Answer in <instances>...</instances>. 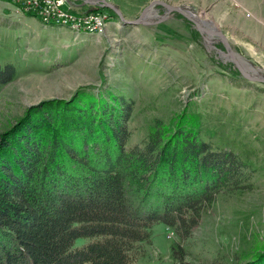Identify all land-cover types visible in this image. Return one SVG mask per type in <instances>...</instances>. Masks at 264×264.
Returning <instances> with one entry per match:
<instances>
[{"label":"rangeland","instance_id":"obj_1","mask_svg":"<svg viewBox=\"0 0 264 264\" xmlns=\"http://www.w3.org/2000/svg\"><path fill=\"white\" fill-rule=\"evenodd\" d=\"M105 1L126 21L100 0H0V66L15 69L0 85V133L27 107L80 92L131 101L126 148L142 146L156 125L172 129L181 113L194 115L204 140L239 158L242 187L219 188L184 239L156 224L136 264H175L173 243L188 264H244L264 251V0H159L165 4L149 8L145 22L143 10L156 0ZM51 5L98 13L102 30L40 16ZM188 13L226 37L247 77L219 36Z\"/></svg>","mask_w":264,"mask_h":264},{"label":"trees","instance_id":"obj_2","mask_svg":"<svg viewBox=\"0 0 264 264\" xmlns=\"http://www.w3.org/2000/svg\"><path fill=\"white\" fill-rule=\"evenodd\" d=\"M14 76L0 66L1 86ZM108 97L44 100L0 133V264H136L156 224L184 239L219 188L242 187L239 158L204 140L194 115L126 148L132 103ZM246 259L264 264V251Z\"/></svg>","mask_w":264,"mask_h":264},{"label":"built area","instance_id":"obj_3","mask_svg":"<svg viewBox=\"0 0 264 264\" xmlns=\"http://www.w3.org/2000/svg\"><path fill=\"white\" fill-rule=\"evenodd\" d=\"M35 1L37 3V0ZM48 2H52V0H48ZM48 5H50V3ZM40 16L51 20L72 21L73 27H78L86 31L87 29L99 30L100 16L102 15L91 12L77 16L75 14L69 13L68 11L61 10L58 7L51 5L48 9L42 10Z\"/></svg>","mask_w":264,"mask_h":264},{"label":"water","instance_id":"obj_4","mask_svg":"<svg viewBox=\"0 0 264 264\" xmlns=\"http://www.w3.org/2000/svg\"><path fill=\"white\" fill-rule=\"evenodd\" d=\"M106 7H108L109 9H111V10H113L119 17H120V19H123V21H126L123 17H122V14H121V12L116 8V7H114L113 5H111V4H109L108 2H106L105 0H100ZM158 3H160V4H165L164 2H162V1H159V0H156V1H153V2H151L144 10H143V12L144 11H146V10H148L149 8H151L153 5H155V4H158ZM137 21V20H136ZM136 21H128V22H131V23H135ZM199 25V24H198ZM199 27H200V25H199ZM200 29L201 30H203L201 27H200ZM204 31H206L207 33H214V34H216V35H218L219 36V38L221 39V41L224 43V46H225V48H226V50L228 51V54H230V56H231V58H232V61H233V63H235V65L237 66V68L239 69V71L245 76V77H247V75H245L244 73H243V71L241 70V68L239 67V65H238V63H237V61H236V59L234 58V55L232 54V50H230V48L228 49V42H227V39H226V37L224 36V35H222L221 33H219V32H213V31H210V30H204Z\"/></svg>","mask_w":264,"mask_h":264},{"label":"bare ground","instance_id":"obj_5","mask_svg":"<svg viewBox=\"0 0 264 264\" xmlns=\"http://www.w3.org/2000/svg\"><path fill=\"white\" fill-rule=\"evenodd\" d=\"M152 10L151 9H148L143 15H142V19H141V22H145V20L146 19H148L149 17H150V15H154V13L153 12H151ZM189 15H190V13H188ZM191 17H193L199 24L201 23L202 25V27H203V29L204 30H207V28L208 29H210V31H212L213 30V27L212 26H214V25H210V24H208L207 22H200V19L198 18V17H194V16H192V15H190ZM198 18V19H197ZM56 21H58V20H56ZM62 21V20H61ZM64 22H65V20H63ZM47 22V21H46ZM69 22V21H68ZM103 21H102V19H101V17H100V23H99V30L98 29H87V31H89V32H91V33H93V32H96V33H98V32H100L101 30H102V27H103V23H102Z\"/></svg>","mask_w":264,"mask_h":264},{"label":"crops","instance_id":"obj_6","mask_svg":"<svg viewBox=\"0 0 264 264\" xmlns=\"http://www.w3.org/2000/svg\"><path fill=\"white\" fill-rule=\"evenodd\" d=\"M87 7V6H86Z\"/></svg>","mask_w":264,"mask_h":264}]
</instances>
